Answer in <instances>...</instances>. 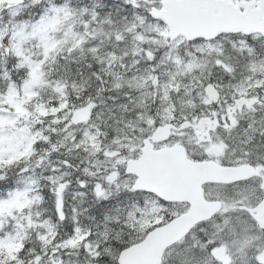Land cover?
<instances>
[{
	"label": "snow or ice",
	"instance_id": "obj_1",
	"mask_svg": "<svg viewBox=\"0 0 264 264\" xmlns=\"http://www.w3.org/2000/svg\"><path fill=\"white\" fill-rule=\"evenodd\" d=\"M0 264H264V0H0Z\"/></svg>",
	"mask_w": 264,
	"mask_h": 264
}]
</instances>
